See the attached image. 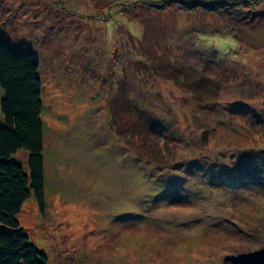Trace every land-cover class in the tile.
<instances>
[{
	"label": "rangeland",
	"instance_id": "1",
	"mask_svg": "<svg viewBox=\"0 0 264 264\" xmlns=\"http://www.w3.org/2000/svg\"><path fill=\"white\" fill-rule=\"evenodd\" d=\"M256 1L243 22L236 4L0 0V36L42 79L45 205L30 196L17 219L47 264H232L262 248Z\"/></svg>",
	"mask_w": 264,
	"mask_h": 264
},
{
	"label": "trees",
	"instance_id": "2",
	"mask_svg": "<svg viewBox=\"0 0 264 264\" xmlns=\"http://www.w3.org/2000/svg\"><path fill=\"white\" fill-rule=\"evenodd\" d=\"M174 1L184 11L220 13L235 4L245 6L247 12L229 10L234 20L243 22L250 20L254 7L251 0ZM42 110V79L32 50L0 36V264H47L45 253L29 241L17 219L30 196L40 211L45 205ZM20 152L26 153L24 162L17 158Z\"/></svg>",
	"mask_w": 264,
	"mask_h": 264
},
{
	"label": "water",
	"instance_id": "3",
	"mask_svg": "<svg viewBox=\"0 0 264 264\" xmlns=\"http://www.w3.org/2000/svg\"><path fill=\"white\" fill-rule=\"evenodd\" d=\"M224 259L232 264H264V243L262 248L237 255H227Z\"/></svg>",
	"mask_w": 264,
	"mask_h": 264
}]
</instances>
